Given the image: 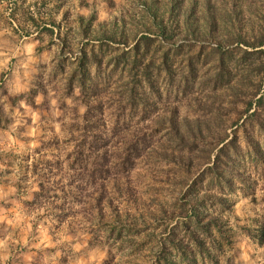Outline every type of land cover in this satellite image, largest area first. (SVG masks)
I'll return each mask as SVG.
<instances>
[{"label": "rangeland", "instance_id": "rangeland-1", "mask_svg": "<svg viewBox=\"0 0 264 264\" xmlns=\"http://www.w3.org/2000/svg\"><path fill=\"white\" fill-rule=\"evenodd\" d=\"M262 37L264 0H0V264H264Z\"/></svg>", "mask_w": 264, "mask_h": 264}, {"label": "trees", "instance_id": "trees-1", "mask_svg": "<svg viewBox=\"0 0 264 264\" xmlns=\"http://www.w3.org/2000/svg\"><path fill=\"white\" fill-rule=\"evenodd\" d=\"M264 46V38L262 37L259 41H257V43L252 44V47L256 48V47H261ZM259 52H263V50L259 51ZM257 103L263 104L264 103V93L262 95L259 96V98L257 99ZM192 224L195 226L194 232L191 234L193 237V240H195V244L194 247L199 251V255L202 256L204 250H205V246L207 243L203 242V239L201 240V235L203 234L204 236L207 235L208 232H210V228L207 225H202V220L200 219L199 216H195L193 217V221ZM189 227V225H187ZM178 242H180L178 240ZM180 243H176L177 245V249L181 250L178 245ZM194 259L191 260L193 262H195V257H193Z\"/></svg>", "mask_w": 264, "mask_h": 264}]
</instances>
